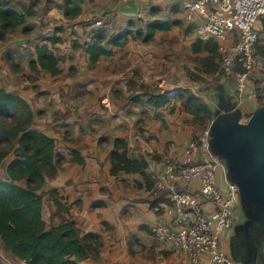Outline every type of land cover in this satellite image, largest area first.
Here are the masks:
<instances>
[{"label": "crops", "instance_id": "crops-1", "mask_svg": "<svg viewBox=\"0 0 264 264\" xmlns=\"http://www.w3.org/2000/svg\"><path fill=\"white\" fill-rule=\"evenodd\" d=\"M8 1L18 11L30 6L33 14L2 40L0 89L26 100L33 112L31 127L52 137L55 151L63 155L56 173L45 175L40 188L44 193L54 190L62 205L59 209L51 197L43 195L42 217L46 224L49 226L44 207L49 210V216L60 219L57 223L72 220L82 234H99L101 244L97 256L85 258L82 264H181L183 255L178 248L155 241L149 229L141 228L158 218L159 212L149 204L152 189L146 188L137 174H110V151L114 138L126 139L128 134L140 133L148 136L160 153L167 142H173L172 156L178 158L188 139L203 130L201 122L187 112L184 100L173 99L158 108L128 100L132 93L173 95L179 89L198 97L206 93L199 80L191 79L192 73L204 77L196 70V54L191 50L199 16L195 14L191 20L185 16V5L192 0H81V13L74 19L64 17V0ZM155 18L179 19L182 25L156 33L149 43L130 39L125 46L114 47L112 55L90 63L85 43L91 40L93 29L101 27L117 32L129 21ZM48 36H58L60 41L51 45L45 40ZM44 43L58 58V74L52 75L38 64L35 68L29 64L36 59L34 46ZM74 43L79 46L74 47ZM6 52L12 56L19 52L22 56L20 61L14 59L20 66L19 71L12 70L5 59ZM252 91V87L246 90L247 94ZM226 92L227 96L220 101L231 99L234 104V88ZM110 105L115 106V114L108 113ZM239 108L241 114L249 115L256 109L254 99ZM71 149L78 151L83 164L72 160ZM128 154L138 155L131 148ZM12 159L10 154L1 161V178L7 179L6 167ZM160 167L158 159L156 168ZM136 181L142 185L137 186ZM221 181L218 174V182ZM204 207L210 210L211 204L206 203ZM238 228L241 227L233 226L223 232L222 248L235 254L238 260L251 258L262 262L260 246L253 248L251 242L233 241ZM0 263L25 264L5 251L1 239ZM207 263L206 258L200 261V264Z\"/></svg>", "mask_w": 264, "mask_h": 264}, {"label": "trees", "instance_id": "trees-1", "mask_svg": "<svg viewBox=\"0 0 264 264\" xmlns=\"http://www.w3.org/2000/svg\"><path fill=\"white\" fill-rule=\"evenodd\" d=\"M80 3L81 0H64L62 3L64 17L76 18L81 13ZM32 14L30 6L22 7L18 11L10 6L8 0H0V41ZM181 25L182 21L179 19L155 18L145 22L141 19L129 21L117 32L98 27L91 31V40L85 43V51L90 63H95L101 57L112 55L114 47H123L130 39L149 43L156 33L166 32ZM45 40L53 45L60 41V37L48 36ZM78 46L74 43V47ZM34 49L36 59L29 61L32 68L38 64L42 70L52 75L60 72L57 66L58 58L48 44H36ZM216 49L217 43L214 41L203 42L196 39L191 43V50L196 54L194 58L197 63L196 70L200 74L211 76L221 73L220 55ZM5 59L12 70H20L11 53L7 52ZM201 78V75L191 74L192 81ZM185 90L179 89L173 95L162 92L132 93L128 100L154 108L162 107L173 99L184 100L186 110L194 120L199 122L212 120L213 116L208 106L198 96L185 94ZM32 118L33 112L24 98L0 89V163L8 155L13 156L6 167L7 179L0 177V239L5 251L25 264H82L85 258L97 256L101 244L99 234L94 232L82 234L72 220L48 226L43 219L44 194L51 197L59 209L62 208L54 190L50 189L44 193L40 188L45 175L53 176L56 173L63 155L55 151V141L52 137L31 127ZM128 152L126 139L119 137L113 139L110 174L116 175L119 172L137 174L142 178L144 186L152 189L155 181L148 172L146 161L138 155L132 157ZM70 154L77 164L84 163L75 149H71ZM135 184L142 185L139 181ZM162 195V193L153 195L149 203L151 208H155L163 201ZM141 228L148 230L147 225H142ZM241 261H251V258Z\"/></svg>", "mask_w": 264, "mask_h": 264}, {"label": "built area", "instance_id": "built-area-1", "mask_svg": "<svg viewBox=\"0 0 264 264\" xmlns=\"http://www.w3.org/2000/svg\"><path fill=\"white\" fill-rule=\"evenodd\" d=\"M185 8L186 19L191 20L195 14L199 16L195 38L216 42L219 70L235 78V108L246 99L264 105L263 85L253 88L251 94L246 92L250 79L261 76L264 71L255 54L258 40L255 25L264 17V0H192ZM114 108V105L108 106L111 115L115 114ZM210 138L208 125L188 139L178 158L172 156L173 142H167L160 153L140 133L126 138L128 147L147 163L155 181L153 195L163 194V201L154 208L159 212L158 218L146 223L147 227L155 241L170 243L182 252L181 264H200L203 258L207 264H264V241L260 247L263 256L260 263L235 259L222 248V234L234 226L240 196L238 185L227 177L226 161L211 152ZM158 159L160 168H156ZM218 174L222 177L221 183ZM206 203L211 204L210 210L205 209Z\"/></svg>", "mask_w": 264, "mask_h": 264}, {"label": "water", "instance_id": "water-1", "mask_svg": "<svg viewBox=\"0 0 264 264\" xmlns=\"http://www.w3.org/2000/svg\"><path fill=\"white\" fill-rule=\"evenodd\" d=\"M219 107L209 124V148L226 161L227 177L238 185L240 206L250 223L263 220L264 105L254 109L246 121L231 99H222Z\"/></svg>", "mask_w": 264, "mask_h": 264}, {"label": "rangeland", "instance_id": "rangeland-1", "mask_svg": "<svg viewBox=\"0 0 264 264\" xmlns=\"http://www.w3.org/2000/svg\"><path fill=\"white\" fill-rule=\"evenodd\" d=\"M255 29H256L257 34H258V40H257L256 45H255V52H256L255 54L257 55V58L259 60L257 62H261L263 65V68H264V53H262V51H264V17L258 19V21L255 25ZM12 32H14V31H12ZM3 43H4V41H1L0 45H2ZM13 58L16 61L22 60L21 59L22 56L19 54V52H15L13 55ZM261 74L263 75L264 71ZM262 75L261 76L254 75L253 79H250L251 81H250V85L248 87H252L251 84H254V86L252 88L257 87L258 85H263V87H264V75H263V78H262ZM204 77L202 79H199V81L204 86L203 92H206V93H204V96L199 97V98L204 104H206L208 106V108L210 109V111L212 113V116L214 117L215 114L217 113V111L219 110L220 98H224L227 96L226 90H228V91H230L231 89L233 90L234 84H235V79L231 76V74L224 73V72H221L219 75H216L212 79L210 78L211 80L206 79V78H209L208 76H204ZM145 91H146V89H145ZM185 94H187V92ZM230 97H232V96L230 95ZM248 101H249V99H246V101L244 102L245 106H247ZM256 106L260 107L259 103L255 101V108H257ZM253 108H254V106H253ZM252 109H251V111H252ZM243 113H244V109H243ZM247 115L248 114H246V115L241 114V118L243 121L247 120V118H248ZM210 122H211V120H209V119L201 122L200 123L201 129L206 128L210 124ZM136 125L140 127V123H136ZM128 136H129V134H128ZM146 137L149 139L148 136H146ZM44 209H45L44 215L46 216V218L48 217L49 225H54L57 222H59L60 219H57L55 217L52 218L51 216H49V214H50L49 210L46 207H44ZM235 216H236V219L234 222V227H239V226L242 227L246 223L251 222V219L246 216L245 212L243 211L242 207L240 206V203L236 207ZM227 230H231V229H227ZM263 239H264V230L260 231V234L258 235L257 241L253 242L251 244L253 246L254 245L260 246L261 240H263ZM256 243H258V244H256Z\"/></svg>", "mask_w": 264, "mask_h": 264}, {"label": "flooded vegetation", "instance_id": "flooded-vegetation-1", "mask_svg": "<svg viewBox=\"0 0 264 264\" xmlns=\"http://www.w3.org/2000/svg\"><path fill=\"white\" fill-rule=\"evenodd\" d=\"M262 230H264V219L254 221L251 225L238 228L234 235L233 241L237 244L256 242L258 235Z\"/></svg>", "mask_w": 264, "mask_h": 264}, {"label": "bare ground", "instance_id": "bare-ground-1", "mask_svg": "<svg viewBox=\"0 0 264 264\" xmlns=\"http://www.w3.org/2000/svg\"><path fill=\"white\" fill-rule=\"evenodd\" d=\"M168 91H169V90H168ZM168 91H167V92H168ZM167 94H168V93H167Z\"/></svg>", "mask_w": 264, "mask_h": 264}]
</instances>
